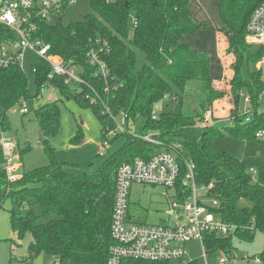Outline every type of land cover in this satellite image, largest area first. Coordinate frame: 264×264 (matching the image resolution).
Returning <instances> with one entry per match:
<instances>
[{
  "label": "trees",
  "instance_id": "obj_1",
  "mask_svg": "<svg viewBox=\"0 0 264 264\" xmlns=\"http://www.w3.org/2000/svg\"><path fill=\"white\" fill-rule=\"evenodd\" d=\"M216 1L223 23L219 31L224 41L222 57L229 72L220 82L211 78L210 56L184 42L186 36L204 28L192 19L190 0H90L92 12L81 21L64 25L57 20L41 25L38 36L51 45V53L81 66L82 83L64 85L63 77L48 80L49 65L40 61L33 74L36 94L32 95L25 73L17 65L0 71V138L9 129V109L22 100L38 97L48 85L99 113L104 135L111 129L116 131L115 137L106 138L109 142L125 138L118 150L107 152L108 158L95 172L57 161L48 148L49 164L23 173L14 182L11 194L0 199V205L11 199L18 206L30 208L24 216L10 212L13 232L19 238L31 235L30 255L43 251L60 264H108L117 169L136 158H150L156 148L178 150L182 155L186 150L195 165L197 183L213 184L205 198L215 199L218 206L210 210L236 227L233 235L224 238L205 233L207 254L223 252L232 257L234 236L250 240L257 231L264 234V170L226 153H214L210 147L211 138L218 134L249 141L259 140L256 134L264 130V111H258L264 104V76L256 68L264 49L246 41L250 17L264 0ZM96 37L108 46V52L101 54L109 70L106 78L86 57L89 40ZM134 49L145 55L140 70L135 67ZM70 86L79 92L72 93ZM91 98L96 102L91 103ZM241 98L249 100V117L240 111ZM163 99L176 103V110L162 111L156 117L154 107ZM222 101L230 106L225 116L217 114L216 107ZM106 108L109 112L104 111ZM35 111L42 137L56 134L60 125L57 102L41 104ZM208 113H212L214 122L226 125L199 127L197 124ZM119 114L125 122L124 133L117 130L115 116ZM188 131L200 132L201 142L190 139ZM148 135L159 144L145 141L143 137ZM3 163L0 143V181L5 186ZM251 168L256 169L255 177ZM240 201L250 206L239 207ZM34 205L40 208L39 214L33 212ZM257 257V264H264V250ZM121 264L171 263L126 259Z\"/></svg>",
  "mask_w": 264,
  "mask_h": 264
},
{
  "label": "rangeland",
  "instance_id": "obj_2",
  "mask_svg": "<svg viewBox=\"0 0 264 264\" xmlns=\"http://www.w3.org/2000/svg\"><path fill=\"white\" fill-rule=\"evenodd\" d=\"M190 8L192 19L205 25L208 29L199 30L185 38L193 42L194 47L192 49L196 47L202 48L203 51L199 52L210 56L211 78L215 82H220L224 78L225 70L228 71V69L227 62L219 54L222 45L219 42L218 29L222 27V22L218 13L217 1L190 0ZM91 12L89 2L79 0L65 9L61 19L62 24L68 25L71 22L81 21L85 15ZM190 46L192 47V45ZM134 51L136 54L135 67L140 70L145 64V55L139 50L134 49ZM37 60V57L31 51L25 52L23 69L27 77L28 90L32 95L36 94V86L31 68ZM258 65L259 67H257ZM256 68L261 69L264 76L263 58L256 65ZM70 90L72 93L79 92V89L75 91L72 86H70ZM67 96L68 94L60 93L53 85H48L40 91L38 97L33 96L29 102L22 100L9 109V129L4 133V137L14 146L13 154L15 165L17 166L14 175L20 176L19 179L22 178L23 173L31 172L49 164L48 148L52 149L57 161L66 162L70 165L78 166L81 170L90 172L98 171L108 158L109 155L107 153H105V156L98 155L99 146L109 140L106 139L107 137L111 138L110 132L113 131L115 133V129H111L109 134L105 136L99 113L94 112L91 106L82 107ZM48 102H57L60 111V125L56 134L42 137V135L40 136L41 130L35 110L39 105ZM247 105L246 100L241 98L240 111L245 112L248 108ZM24 107L27 109L26 113L23 111ZM176 107V103L163 99L154 107L155 116L157 117L160 112L165 110L174 111ZM216 109L217 114L225 116L229 112L230 106L226 101H222ZM258 111H264V104L259 107ZM213 114L215 115L214 111ZM213 120L212 113H208L197 125L202 128L212 126L221 128L226 125L222 121L214 122ZM226 120L228 121L227 118ZM115 121L119 126L123 122V116L121 114L115 116ZM149 132L152 134V131ZM186 135L190 139L201 142L200 132L188 131ZM124 140L123 136L113 139L109 143V154L118 150ZM173 146L179 148L180 145L174 143ZM210 147L214 153H226L248 165L254 166V168L264 170V135L259 140L243 141L228 133L224 135L218 134L211 138ZM154 152H165V148H156ZM182 152L184 157L189 159L186 150ZM3 183V181H0V199H4L11 194L13 191L11 189L16 182L11 184L6 180L5 186ZM173 194L174 191L166 190L161 186L152 187L143 184H133L130 188L128 212L137 223L160 226L173 225L175 224L174 219L171 217L166 218L164 213V210L168 208V197ZM238 206L248 207L250 205L245 201H240ZM12 210L16 214L24 216L30 208L27 205L18 206L11 199L5 200L0 205V264H56L57 259L43 251L30 255L28 245L31 241V235L26 233L23 238H19L18 234L13 232L10 221V212ZM32 210L36 214L40 213V208L37 205H34ZM232 243L239 258L233 260L231 264H257L255 257L264 250V234L257 231L250 240L234 236ZM186 250L188 252L186 263L216 264L214 256L208 254L206 255V260L204 259L203 251L197 241L189 242L186 245ZM171 264L180 263L173 262Z\"/></svg>",
  "mask_w": 264,
  "mask_h": 264
},
{
  "label": "built area",
  "instance_id": "obj_3",
  "mask_svg": "<svg viewBox=\"0 0 264 264\" xmlns=\"http://www.w3.org/2000/svg\"><path fill=\"white\" fill-rule=\"evenodd\" d=\"M77 1L79 0H0V71L10 65H17L24 72V54L29 50L38 59L31 68L32 75L37 71L36 64L44 61L50 68L48 80L63 77L64 85L82 83L81 66L76 65L73 60L65 61L52 54L51 45L38 36L41 25L61 20L65 9ZM246 41L264 49V1L250 17L246 28ZM89 42L86 57L89 63L96 67L98 74L106 78L109 70L101 54L108 52L107 43L98 37L90 39ZM261 96L264 99V92ZM90 102L95 103L96 100L91 98ZM246 103H249L248 99ZM23 111L26 113L27 109L24 107ZM104 111L109 112L108 108ZM249 112L245 110L244 114ZM124 124L123 119V122L117 125L119 132H125ZM114 135L115 133L111 131L110 136ZM263 135L264 130L259 131L256 137L262 138ZM143 139L159 144L152 135L144 136ZM0 143L7 181L14 183L20 177L14 175L17 170L14 146L4 135L1 136ZM109 143L107 140L99 146V156H105L109 151ZM180 153L178 150L170 152L165 150L153 154L150 158L139 157L118 167L110 223L113 244L109 249L108 264H121L126 259L186 264L188 260L186 245L192 241L199 242L206 260L208 254L204 245L205 233H214L219 238L233 235L236 227L224 223L210 210L218 206V202L205 198L213 184L199 185L196 181L194 163ZM250 173L255 177L256 169L251 168ZM133 184L161 186L166 190L175 191L176 197L169 202L165 211L166 215L174 219L175 224L147 225L131 220L128 208L130 188ZM214 257L216 264H231L233 260L239 258L236 251L232 257L223 252H218ZM255 261L258 263L259 258L256 257ZM56 264L60 262L57 261Z\"/></svg>",
  "mask_w": 264,
  "mask_h": 264
},
{
  "label": "crops",
  "instance_id": "obj_4",
  "mask_svg": "<svg viewBox=\"0 0 264 264\" xmlns=\"http://www.w3.org/2000/svg\"><path fill=\"white\" fill-rule=\"evenodd\" d=\"M217 6H218V2H217ZM192 13V12H191ZM218 13H219V11H218ZM192 16V15H191ZM219 17H220V15H219ZM220 20H221V18H220ZM221 22H222V20H221ZM201 24V23H200ZM203 25V24H202ZM203 29L202 30H207L208 29V27H206L205 25H203ZM222 27H223V23H222ZM222 27H220L219 29H218V36H219V42L221 43V45H222V49H221V52L219 53L220 54V56L222 57V51H223V49H224V41H223V39H222V37H221V34L219 33V31H220V29L222 28ZM187 37V36H186ZM184 42L186 43V44H190V45H192V47L191 48H193L194 46H193V42L192 41H189V40H187L186 38L184 39ZM194 51H196V52H199V51H203V49L202 48H194L193 49ZM200 53H203V52H200ZM223 58V57H222ZM224 59V58H223ZM225 61V60H224ZM226 62V61H225ZM210 65H211V59H210ZM226 71V73H225V75L224 76H227L228 75V71L227 70H225ZM173 191V190H172ZM175 197H176V192L174 191V194L170 197H168V204H169V202L170 201H172V200H174L175 199ZM166 207V206H165ZM165 211H166V209L164 210V213H165ZM129 213V212H128ZM129 216H130V218H131V220H133L134 221V219H133V217L129 214ZM165 216H166V218H170V216H168V215H166L165 214ZM135 222V221H134ZM141 224H145V223H141ZM257 257V256H256ZM255 257V258H256Z\"/></svg>",
  "mask_w": 264,
  "mask_h": 264
},
{
  "label": "water",
  "instance_id": "obj_5",
  "mask_svg": "<svg viewBox=\"0 0 264 264\" xmlns=\"http://www.w3.org/2000/svg\"><path fill=\"white\" fill-rule=\"evenodd\" d=\"M40 136H41V133H40Z\"/></svg>",
  "mask_w": 264,
  "mask_h": 264
}]
</instances>
